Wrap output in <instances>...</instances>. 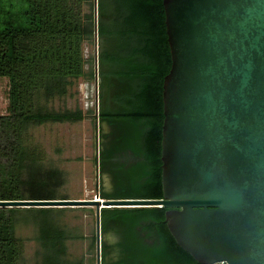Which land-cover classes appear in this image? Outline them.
<instances>
[{
	"label": "trees",
	"instance_id": "trees-1",
	"mask_svg": "<svg viewBox=\"0 0 264 264\" xmlns=\"http://www.w3.org/2000/svg\"><path fill=\"white\" fill-rule=\"evenodd\" d=\"M96 33V119L123 129L122 147L135 154L115 192L101 191V198H163V83L172 66L163 0H0V78L9 79L8 112L0 115V201L70 199L63 192L66 171L48 160L31 130L87 118L81 108L52 110L49 104L70 95L78 79L95 78V59L85 56L84 47L95 42ZM110 158L106 151L104 161ZM69 210L0 207V264L27 263L20 235L25 228L33 229L39 243L34 259L86 264L68 260V240L82 237L66 220ZM165 212L164 207L102 208V229L116 218L129 230L157 229L162 243L142 249L134 264H199L172 236Z\"/></svg>",
	"mask_w": 264,
	"mask_h": 264
},
{
	"label": "water",
	"instance_id": "water-1",
	"mask_svg": "<svg viewBox=\"0 0 264 264\" xmlns=\"http://www.w3.org/2000/svg\"><path fill=\"white\" fill-rule=\"evenodd\" d=\"M163 198L0 201V207H164L199 264H264V0H163ZM95 81L99 99L98 34ZM99 150V147H98ZM226 264V262L224 263Z\"/></svg>",
	"mask_w": 264,
	"mask_h": 264
},
{
	"label": "rangeland",
	"instance_id": "rangeland-1",
	"mask_svg": "<svg viewBox=\"0 0 264 264\" xmlns=\"http://www.w3.org/2000/svg\"><path fill=\"white\" fill-rule=\"evenodd\" d=\"M84 49L87 58H96L95 42L87 43ZM99 103L95 78H80L71 89L70 95L50 102L49 108H81L88 114L87 118L75 123L47 122L34 126L31 130L34 142L46 153L48 160L66 171L68 182L63 192L72 200L103 199L98 196L102 189L98 175V146L100 147L101 134L98 133V128L101 127V120L96 119ZM8 106L9 79L0 78V115L8 112ZM105 189L112 190L108 181L105 183ZM69 208L71 210L67 212L66 220L73 233L81 234L82 237L68 240V260L72 263L82 261L86 264H98L96 240L94 244L97 231L96 205ZM20 235L24 238L26 264H43L42 258L34 259L39 243L33 238V229H22ZM101 264H105L102 258Z\"/></svg>",
	"mask_w": 264,
	"mask_h": 264
},
{
	"label": "flooded vegetation",
	"instance_id": "flooded-vegetation-1",
	"mask_svg": "<svg viewBox=\"0 0 264 264\" xmlns=\"http://www.w3.org/2000/svg\"><path fill=\"white\" fill-rule=\"evenodd\" d=\"M114 126L101 120V127L98 130V133H101L100 147L98 146L99 181L102 185L101 191L109 194L114 193L118 183L123 181V177L120 176L124 173L123 171H126L135 162L134 152L130 148L122 147L124 130L117 125ZM106 151L112 153V158L108 161L103 159ZM104 162L105 166H103ZM117 173L119 176H116ZM106 181L112 185L111 191L105 189ZM99 195L101 196V194ZM156 230V228L147 229L143 225L129 230L120 218H116L111 228H101L102 260H109L112 264H134L136 260H139L142 249L162 243Z\"/></svg>",
	"mask_w": 264,
	"mask_h": 264
},
{
	"label": "built area",
	"instance_id": "built-area-1",
	"mask_svg": "<svg viewBox=\"0 0 264 264\" xmlns=\"http://www.w3.org/2000/svg\"><path fill=\"white\" fill-rule=\"evenodd\" d=\"M99 196V198H101V196L100 195H98ZM226 262V264H229L227 261H225V260H223V261H218V262H214V263H212V264H224Z\"/></svg>",
	"mask_w": 264,
	"mask_h": 264
},
{
	"label": "crops",
	"instance_id": "crops-1",
	"mask_svg": "<svg viewBox=\"0 0 264 264\" xmlns=\"http://www.w3.org/2000/svg\"><path fill=\"white\" fill-rule=\"evenodd\" d=\"M98 130H99V128H98Z\"/></svg>",
	"mask_w": 264,
	"mask_h": 264
}]
</instances>
